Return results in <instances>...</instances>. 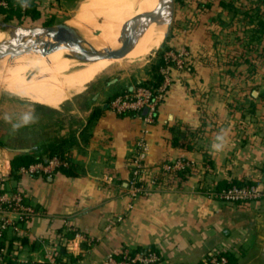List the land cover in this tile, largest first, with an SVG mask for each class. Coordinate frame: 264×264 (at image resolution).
<instances>
[{
	"label": "crops",
	"instance_id": "obj_1",
	"mask_svg": "<svg viewBox=\"0 0 264 264\" xmlns=\"http://www.w3.org/2000/svg\"><path fill=\"white\" fill-rule=\"evenodd\" d=\"M47 1L37 0L41 18ZM165 46L188 58L183 68L172 67L166 97L147 126L145 163L154 176L164 160L183 158L191 169L186 178L151 185L131 208V158L144 122L139 113L110 107L117 83L124 82L97 80L58 107L32 103L16 117L0 115L3 184L21 188L40 212L24 226L15 264H52L50 246L60 264H101L125 248L148 247L160 252L159 264H196L214 251L234 254L233 264H264V198L237 204L209 194L227 182L264 175V0L177 2ZM96 108L100 113L93 117ZM25 114L33 117L28 124ZM187 130L197 132L192 147L185 144ZM222 131L226 146L214 153L211 145ZM57 141L71 144L68 172L12 175L17 153ZM69 227L89 237L68 245L71 257L59 251L74 237ZM15 238L6 232L10 249Z\"/></svg>",
	"mask_w": 264,
	"mask_h": 264
},
{
	"label": "bare ground",
	"instance_id": "obj_2",
	"mask_svg": "<svg viewBox=\"0 0 264 264\" xmlns=\"http://www.w3.org/2000/svg\"><path fill=\"white\" fill-rule=\"evenodd\" d=\"M157 1L87 0L69 23L81 29L90 45L117 47L122 24L148 13ZM166 32V24L149 25L125 55L91 61L70 58L67 47L46 36H35L22 50L0 59V87L33 102L58 107L114 62L149 61L163 43ZM3 33L0 30V37Z\"/></svg>",
	"mask_w": 264,
	"mask_h": 264
},
{
	"label": "built area",
	"instance_id": "obj_3",
	"mask_svg": "<svg viewBox=\"0 0 264 264\" xmlns=\"http://www.w3.org/2000/svg\"><path fill=\"white\" fill-rule=\"evenodd\" d=\"M0 4L6 5L5 0H0ZM27 5L26 0L23 1V7ZM186 51L167 50L164 52V59L166 64L161 67L163 80L161 84L156 87H149L144 85H132L122 93L116 95L109 102L110 107L119 114H126L136 112L142 115L144 126L141 129V135L136 140L134 153L131 158V176L128 181V194L131 201L127 204V208L132 207V199L138 195L146 194L149 187L156 183V178L146 166L145 160L148 151V142L145 134L148 132L147 126L154 123L158 109L162 101L165 99L168 88L172 82V67L183 68L187 62ZM147 111L143 113V109ZM68 162L60 156H52L46 159V163L37 161L29 166H22L19 169L20 173H35L37 171H44L51 173L61 165H67ZM191 163L183 158L165 161L161 164V168L165 171L174 169H182ZM4 177L0 176V233L3 231H12L16 238L13 240L11 249L0 247V264H6L3 259V254L8 255L16 260L20 239L25 236L28 229L25 224H28L33 218L38 216L40 212L31 204L25 201V192L21 188L9 189L3 184ZM142 180V182H141ZM209 194L222 201L229 203L246 202L254 199L264 198V175L262 178L241 185H231L229 187L209 191ZM11 213L16 215V218L10 216ZM121 219V217H119ZM74 237L66 238L64 243L67 249L68 245L73 243V240L80 239L81 241H89V237L79 232L73 227ZM221 251H214L209 253L211 264H226L227 258L220 254ZM52 264H60L57 260L58 253L54 247H49L46 251ZM121 258L117 259L110 256L101 264H159L161 263V254L156 249L151 247L130 254V249L125 248L121 251Z\"/></svg>",
	"mask_w": 264,
	"mask_h": 264
},
{
	"label": "water",
	"instance_id": "obj_4",
	"mask_svg": "<svg viewBox=\"0 0 264 264\" xmlns=\"http://www.w3.org/2000/svg\"><path fill=\"white\" fill-rule=\"evenodd\" d=\"M177 9L176 0H158L155 7L146 14L125 21L120 30L117 47H94L90 45L84 33L69 22L40 25H16L0 20V59L7 54L22 50L25 44L35 36H46L51 41L67 47L68 57L80 61H91L100 58H117L125 55L138 41L147 26L163 23L167 25V38L174 22ZM115 44V45H116ZM147 111L143 109V113ZM28 151V149H18Z\"/></svg>",
	"mask_w": 264,
	"mask_h": 264
},
{
	"label": "trees",
	"instance_id": "obj_5",
	"mask_svg": "<svg viewBox=\"0 0 264 264\" xmlns=\"http://www.w3.org/2000/svg\"><path fill=\"white\" fill-rule=\"evenodd\" d=\"M5 1H6V5L0 4V14L4 15L5 20H12L16 18L17 20L22 21L24 20L25 17H28L31 20H37L41 18V11L38 8L37 0H26L27 5L25 7H23L24 0H5ZM176 1L182 2L183 0H176ZM164 52H162L161 49H158L157 57L148 65L147 70H146L148 78L141 79L139 81H137V78H136L133 80L132 83H128V84L117 83L116 92L114 93L111 99H113L116 95L122 93L126 89H129V87H131L132 85H144V86H149L153 88L158 87L163 80V74L161 73V67L166 64V61L164 59ZM111 99L109 100V102L111 101ZM99 113H100V109L96 108L93 113V117H96ZM195 136H197L196 131L187 130L186 135H185V139H186L185 144L187 145V147H192L194 144H197L199 140ZM175 142H176V138H175ZM70 146L71 144L69 141H57V142H51L47 144L46 146L39 148L36 151L17 153L11 160V165H12L11 173L14 177H17L19 175L18 172H19L20 167L29 166L30 164L35 163L37 161H42L43 163H46V159H49L52 156H60L61 158L66 160L68 164L61 165L57 169L62 170L64 172H68V167L69 165H71L70 163L71 161H70V157L68 153V148ZM165 161L166 160H164L163 162ZM163 162H161V164ZM160 169L161 171L158 174H155L156 182L162 181L164 178H168L169 182H173L178 178H186L190 173L191 165H186L182 169H174L171 171H165L161 167ZM231 185H241V182L237 180L227 182L223 184L221 187H219L217 190L229 187ZM237 204H241V202H237ZM6 232L7 231H3L0 233V247L6 246L8 249H10V246L5 244ZM151 248L153 249V247ZM143 249L145 248L131 249L130 254L133 255L135 252L143 250ZM59 251H60V254L62 255L66 254L71 257V255L67 252V249L64 245H60ZM220 254H223L227 258L226 264L234 263L235 258H236L234 254L228 251H224V252L222 251L220 252ZM3 256H4V259L6 260V264H15L14 262L15 260L12 259L8 255V253L3 254ZM116 258L120 259L121 255L120 257H116ZM209 259H210V256L207 255V257L205 258L203 262H199L196 264H211L209 262ZM59 260L61 259L59 258L58 261ZM62 264H68V263L64 262Z\"/></svg>",
	"mask_w": 264,
	"mask_h": 264
},
{
	"label": "rangeland",
	"instance_id": "obj_6",
	"mask_svg": "<svg viewBox=\"0 0 264 264\" xmlns=\"http://www.w3.org/2000/svg\"><path fill=\"white\" fill-rule=\"evenodd\" d=\"M86 1L87 0H52L50 2L47 1L48 4L43 5L42 8V18H39L37 20H31L28 17H25L22 21H19L16 18L12 20H5L4 15L0 14V20H5L16 25L20 24L28 26L40 24H55L59 22H70V20H73L76 17V12L80 8V6ZM82 28H84V26H82ZM165 40L166 39H164L163 43L158 47V49H161L162 52L166 50ZM158 49L156 50V52H154L153 57L148 58L149 61L147 62L146 60L135 61L129 64L114 62L111 66L97 74L95 78L89 83L101 79H106V81L112 82L122 81L124 83H132L137 76L144 75L146 73L148 65L157 57ZM74 94L76 93H73L72 95ZM32 103L37 102H33L26 98L20 97L0 87V115H3L5 113L6 115H8V113H12V115L16 117L21 112V109L23 112H29V106Z\"/></svg>",
	"mask_w": 264,
	"mask_h": 264
},
{
	"label": "clouds",
	"instance_id": "obj_7",
	"mask_svg": "<svg viewBox=\"0 0 264 264\" xmlns=\"http://www.w3.org/2000/svg\"><path fill=\"white\" fill-rule=\"evenodd\" d=\"M33 120V117L30 114H25L22 117L23 124H28L30 121ZM14 128H19L20 124H16L13 126ZM226 146V137L225 134L222 132L218 133L215 137L214 142L211 145V151L214 153L222 151Z\"/></svg>",
	"mask_w": 264,
	"mask_h": 264
}]
</instances>
